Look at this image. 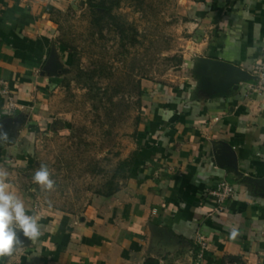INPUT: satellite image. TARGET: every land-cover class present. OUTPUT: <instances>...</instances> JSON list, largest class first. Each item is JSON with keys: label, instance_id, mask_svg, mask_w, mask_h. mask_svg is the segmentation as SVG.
<instances>
[{"label": "crops", "instance_id": "obj_1", "mask_svg": "<svg viewBox=\"0 0 264 264\" xmlns=\"http://www.w3.org/2000/svg\"><path fill=\"white\" fill-rule=\"evenodd\" d=\"M53 2L0 0V79L8 90L0 92V128L8 134L0 165L8 173L27 153L29 132L9 96L20 108L35 95L41 107L44 78L54 80L44 63L55 48ZM180 3L191 36L182 74L176 85L147 91L153 106L125 180L64 210L31 207L8 177L43 234L31 241L21 232L23 247L0 264H264V92L247 88L264 58V0ZM222 179L235 193L219 204L209 189ZM198 233L209 241L201 258Z\"/></svg>", "mask_w": 264, "mask_h": 264}, {"label": "rangeland", "instance_id": "obj_2", "mask_svg": "<svg viewBox=\"0 0 264 264\" xmlns=\"http://www.w3.org/2000/svg\"><path fill=\"white\" fill-rule=\"evenodd\" d=\"M50 11L55 48L44 63L54 80L44 78L41 107L31 95L13 113L26 118L28 150L9 177L33 208L79 210L125 180L129 168L118 164L140 146L153 106L147 91L176 85L191 36L180 0H55ZM41 165L52 173L51 190L33 181Z\"/></svg>", "mask_w": 264, "mask_h": 264}, {"label": "clouds", "instance_id": "obj_3", "mask_svg": "<svg viewBox=\"0 0 264 264\" xmlns=\"http://www.w3.org/2000/svg\"><path fill=\"white\" fill-rule=\"evenodd\" d=\"M0 140L7 141L8 134L0 128ZM46 165H41L35 172L33 181L45 189L51 190L55 181ZM9 173L0 165V257H11L23 247L20 233L36 241L43 234L39 217L28 214L24 200L12 189L8 181Z\"/></svg>", "mask_w": 264, "mask_h": 264}, {"label": "built area", "instance_id": "obj_4", "mask_svg": "<svg viewBox=\"0 0 264 264\" xmlns=\"http://www.w3.org/2000/svg\"><path fill=\"white\" fill-rule=\"evenodd\" d=\"M253 75L255 79L254 81H248L247 88L249 89L250 92L256 91L258 93H263L264 92V58L261 59L260 61H257L254 64ZM0 83L4 85L1 87L0 92L6 93L8 91L6 81L0 79ZM8 106L11 112L18 108V104L12 98V96H9ZM209 193L211 196H213L216 199L217 203L220 204L226 201L228 198L233 197L235 190L232 183H230L226 179H222L217 186L211 187L209 189ZM195 245H196V256L198 258H201L207 253V249L209 247V241L205 236L198 233L195 237Z\"/></svg>", "mask_w": 264, "mask_h": 264}, {"label": "trees", "instance_id": "obj_5", "mask_svg": "<svg viewBox=\"0 0 264 264\" xmlns=\"http://www.w3.org/2000/svg\"><path fill=\"white\" fill-rule=\"evenodd\" d=\"M114 18H116V15L114 14V15H112ZM133 160H134V157H130L129 159L128 158H124V159H121L120 161H119V164H118V171L120 172V171H122V170H125V169H127V168H130V165H131V163L133 162ZM118 188V186H115V187H113L111 190H109L107 193H111V192H113L115 189H117Z\"/></svg>", "mask_w": 264, "mask_h": 264}]
</instances>
